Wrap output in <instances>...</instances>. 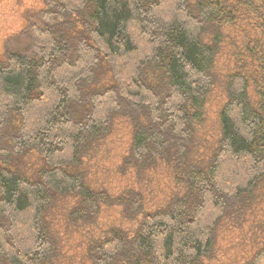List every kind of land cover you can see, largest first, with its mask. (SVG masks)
Listing matches in <instances>:
<instances>
[{"label":"trees","instance_id":"16d2710c","mask_svg":"<svg viewBox=\"0 0 264 264\" xmlns=\"http://www.w3.org/2000/svg\"><path fill=\"white\" fill-rule=\"evenodd\" d=\"M254 2L44 0L37 50L0 59V264H60L57 210L76 226L115 207L136 227L91 237L87 264L214 257L220 226L240 221L264 182V34L258 71L227 76L208 158L195 152L196 123L222 31ZM120 121L132 134L123 173L141 182L165 165L174 176L176 191L153 210L139 188L89 183L88 162ZM246 264H264V247Z\"/></svg>","mask_w":264,"mask_h":264},{"label":"rangeland","instance_id":"374dc122","mask_svg":"<svg viewBox=\"0 0 264 264\" xmlns=\"http://www.w3.org/2000/svg\"><path fill=\"white\" fill-rule=\"evenodd\" d=\"M254 9L239 8L237 20L222 31V42L216 58V85L207 100L202 123H196L195 152L208 158L216 145L219 132V112L226 102V80L232 71L254 72L260 55L264 34V0H255ZM44 0H0V59L10 52L31 54L37 50L39 37L32 23L39 22ZM249 8V10L247 9ZM37 22V23H38ZM31 23V25H30ZM260 43V44H258ZM131 129L119 122L110 136L88 162V180L91 186L107 188L117 195L130 187L143 193L146 210L163 205L176 191L174 176L162 165L146 174L140 181L123 173L121 165L130 148ZM55 220L61 239L60 264H87L86 249L91 237H102L112 227L135 229L136 223L124 218L120 208H105L95 225H68L65 209H58ZM264 247V182L256 193L255 201L240 221L226 220L220 226L215 243L214 257L204 264H246L252 255Z\"/></svg>","mask_w":264,"mask_h":264}]
</instances>
